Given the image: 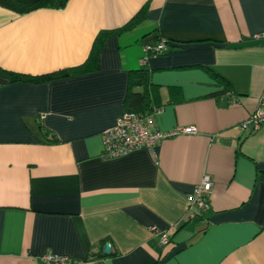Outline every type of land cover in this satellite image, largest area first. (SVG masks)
Instances as JSON below:
<instances>
[{"label": "crops", "instance_id": "crops-1", "mask_svg": "<svg viewBox=\"0 0 264 264\" xmlns=\"http://www.w3.org/2000/svg\"><path fill=\"white\" fill-rule=\"evenodd\" d=\"M141 10L102 40L93 70L75 73L99 33ZM161 38L166 51L141 66ZM0 69L22 76L0 85V264H40L48 252L93 264H264V128H238L264 110V0L0 5ZM140 69L155 127L196 133L103 158L101 134L128 111ZM205 173L211 208L185 219Z\"/></svg>", "mask_w": 264, "mask_h": 264}, {"label": "built area", "instance_id": "built-area-1", "mask_svg": "<svg viewBox=\"0 0 264 264\" xmlns=\"http://www.w3.org/2000/svg\"><path fill=\"white\" fill-rule=\"evenodd\" d=\"M167 45L168 40L161 38L154 45L144 46L140 65H144L150 55L166 51ZM261 127L264 128V110L260 107L238 125V128L244 133L256 131ZM195 133L196 129L193 126L161 131L155 127L153 114L124 111L116 118L110 128L102 132L103 150L101 156L103 158H115L138 149L151 151L158 142L164 139L178 134ZM212 188L213 181L210 175L203 174L187 198L185 219L200 216L211 208L210 194ZM151 230L155 236H158L161 245L169 243V237L164 232L159 231L156 227H152ZM40 264H93V260H72L67 256L48 252L40 257Z\"/></svg>", "mask_w": 264, "mask_h": 264}, {"label": "trees", "instance_id": "trees-1", "mask_svg": "<svg viewBox=\"0 0 264 264\" xmlns=\"http://www.w3.org/2000/svg\"><path fill=\"white\" fill-rule=\"evenodd\" d=\"M68 0H0V5L8 8L17 13H28L40 8H53L59 9L63 8ZM144 18L143 10L137 13L124 27L115 30L114 32H101L97 36L87 63L79 68H77L75 73L88 72L95 68L98 53L102 44V40L112 34L118 33L120 31L130 29L135 24L139 23ZM68 72H66L67 74ZM0 76L5 77L7 81H13L15 79L21 78L19 74H13L0 69ZM140 85L144 88L143 92L133 91L131 88L133 86ZM149 85V74L145 69H140L130 74L129 78V93L125 99L126 110L147 114L145 111L147 105V96L145 88Z\"/></svg>", "mask_w": 264, "mask_h": 264}, {"label": "water", "instance_id": "water-1", "mask_svg": "<svg viewBox=\"0 0 264 264\" xmlns=\"http://www.w3.org/2000/svg\"><path fill=\"white\" fill-rule=\"evenodd\" d=\"M6 82H7V80H6L5 78H3V77L0 76V85L4 84V83H6ZM109 250H110L109 244L106 243V244L104 245V247H103V252H104V253H107V252H109Z\"/></svg>", "mask_w": 264, "mask_h": 264}]
</instances>
